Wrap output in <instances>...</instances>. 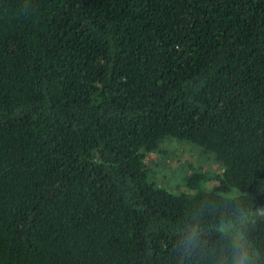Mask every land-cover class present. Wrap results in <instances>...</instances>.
I'll return each mask as SVG.
<instances>
[{
	"label": "trees",
	"instance_id": "1",
	"mask_svg": "<svg viewBox=\"0 0 264 264\" xmlns=\"http://www.w3.org/2000/svg\"><path fill=\"white\" fill-rule=\"evenodd\" d=\"M165 136L264 205V0H0V264H176Z\"/></svg>",
	"mask_w": 264,
	"mask_h": 264
},
{
	"label": "clouds",
	"instance_id": "2",
	"mask_svg": "<svg viewBox=\"0 0 264 264\" xmlns=\"http://www.w3.org/2000/svg\"><path fill=\"white\" fill-rule=\"evenodd\" d=\"M211 194L172 226L176 264H264V243L257 239L264 205L238 188L207 198Z\"/></svg>",
	"mask_w": 264,
	"mask_h": 264
},
{
	"label": "rangeland",
	"instance_id": "3",
	"mask_svg": "<svg viewBox=\"0 0 264 264\" xmlns=\"http://www.w3.org/2000/svg\"><path fill=\"white\" fill-rule=\"evenodd\" d=\"M149 179L173 192L190 193L195 188L228 193L218 184L222 163L211 151L185 139L160 138L149 150L142 149Z\"/></svg>",
	"mask_w": 264,
	"mask_h": 264
}]
</instances>
